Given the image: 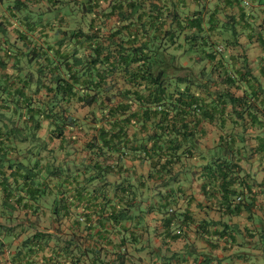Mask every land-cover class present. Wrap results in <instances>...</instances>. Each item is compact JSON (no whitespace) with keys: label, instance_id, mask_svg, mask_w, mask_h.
I'll return each instance as SVG.
<instances>
[{"label":"trees","instance_id":"trees-1","mask_svg":"<svg viewBox=\"0 0 264 264\" xmlns=\"http://www.w3.org/2000/svg\"><path fill=\"white\" fill-rule=\"evenodd\" d=\"M186 1L0 0V164L14 141L39 143L48 122L61 142L73 128L90 132L87 148L106 158L107 175L132 152L152 164L149 177L167 175L169 186L179 177L175 165L196 156L203 123L230 111L239 125L264 127V91L251 86L247 57L229 52L232 35L215 40L218 20L204 9L187 11ZM75 104L90 110L86 121L73 115ZM231 154L202 153V162L210 170L232 165ZM128 208L111 210L114 228ZM59 240L34 233L13 261L107 264L106 250L84 249L74 236L50 249ZM46 251L40 263L32 259Z\"/></svg>","mask_w":264,"mask_h":264},{"label":"crops","instance_id":"crops-1","mask_svg":"<svg viewBox=\"0 0 264 264\" xmlns=\"http://www.w3.org/2000/svg\"><path fill=\"white\" fill-rule=\"evenodd\" d=\"M186 3L187 11L204 9L218 20L215 40L232 35L229 52L247 57L251 86L264 91V0ZM89 111L72 109L85 121ZM201 126L196 156L175 165L179 177L169 186L167 175L149 177L152 164L132 152L118 173L107 175L106 158L87 148L92 134L78 128L61 142L45 122L39 143L14 141L6 150L9 161L0 164V264H15L17 248L37 232L59 236L50 249L69 236L84 249L102 248L107 264H264V127L239 125L230 111ZM216 150L232 152V165L221 161L206 169L210 162H202V153ZM126 207L127 219L114 228L111 210ZM47 254L32 259L40 263Z\"/></svg>","mask_w":264,"mask_h":264},{"label":"built area","instance_id":"built-area-1","mask_svg":"<svg viewBox=\"0 0 264 264\" xmlns=\"http://www.w3.org/2000/svg\"><path fill=\"white\" fill-rule=\"evenodd\" d=\"M239 1H241V4L245 5V6H249L251 4L250 0H239ZM171 211H173V210H171Z\"/></svg>","mask_w":264,"mask_h":264},{"label":"rangeland","instance_id":"rangeland-1","mask_svg":"<svg viewBox=\"0 0 264 264\" xmlns=\"http://www.w3.org/2000/svg\"><path fill=\"white\" fill-rule=\"evenodd\" d=\"M243 6H245V5H243Z\"/></svg>","mask_w":264,"mask_h":264}]
</instances>
